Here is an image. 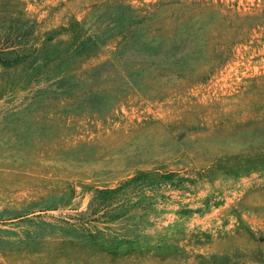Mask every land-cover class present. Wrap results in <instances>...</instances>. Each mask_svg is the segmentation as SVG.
Segmentation results:
<instances>
[{
	"label": "rangeland",
	"instance_id": "374dc122",
	"mask_svg": "<svg viewBox=\"0 0 264 264\" xmlns=\"http://www.w3.org/2000/svg\"><path fill=\"white\" fill-rule=\"evenodd\" d=\"M0 264H264V0H0Z\"/></svg>",
	"mask_w": 264,
	"mask_h": 264
}]
</instances>
